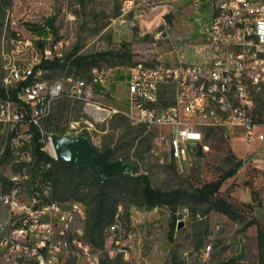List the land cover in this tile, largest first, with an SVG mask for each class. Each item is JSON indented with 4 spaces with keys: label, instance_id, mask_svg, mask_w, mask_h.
Here are the masks:
<instances>
[{
    "label": "rangeland",
    "instance_id": "374dc122",
    "mask_svg": "<svg viewBox=\"0 0 264 264\" xmlns=\"http://www.w3.org/2000/svg\"><path fill=\"white\" fill-rule=\"evenodd\" d=\"M28 7L24 0H0V82L8 76L12 64L17 66L39 58L44 48H50L54 54L60 52L67 60L85 55L94 57L81 66L66 63L64 67L46 70L42 76L44 80L59 81L64 85L67 76L88 80L93 67L108 74L125 73L144 56H148V61L155 60L153 56H161L166 63L170 55L164 36L167 33L188 36L186 29L192 23L193 15L201 13L207 5L185 0L175 2L172 7L159 6L150 10L149 6L135 5L127 10L122 9L120 0H45L37 20L41 22L46 17H53V27L49 26L50 31H43L40 37L31 34L33 32L23 25L29 18ZM159 32L161 34L157 35ZM18 39L21 41L17 43ZM25 39H30L32 47L23 44ZM59 40L62 47L55 49ZM99 53L102 56H98ZM253 92L252 114L255 121L262 124L264 82ZM92 100L101 99L95 95ZM117 100L120 99L115 97L119 102ZM171 102L172 89L162 87L159 107ZM49 120L51 124L47 127ZM56 122L58 130L48 131ZM41 125L47 132L85 136L99 151L113 149L110 159H121L127 164L126 171L122 172L125 178L132 176L127 185H122L124 178L115 177L100 185L88 168L78 170L63 166H59L53 179L46 176L42 183L45 170L55 168L56 164L35 161L28 168V179L16 188V195L25 204L37 205L48 199L64 205L70 201L81 202L84 216L77 226L83 230V239L97 252L99 264H184L186 258L195 259L193 254L207 242L211 244L209 264L260 263L257 235L261 232L264 239V170L256 167L249 155L242 153L246 148L244 139L231 142V131L203 128L201 143L188 144L183 158H174L165 147L156 156L151 149L155 145L153 137L157 129L133 122L121 112L95 109L68 96L54 103L52 112ZM11 136L13 133L8 127L0 123V150L2 145L9 144ZM42 145L52 156L48 145ZM13 158L8 148L0 151V186L3 190L12 189L7 175L17 170ZM236 159L243 160L242 165L223 181L213 197L203 198L198 188L221 176ZM140 175H145L155 189L163 192L178 190L179 194L171 204L160 203L146 208L137 195ZM102 195H105V209L112 214V220L117 214L123 227L134 232L127 259L119 254L108 257L111 241L105 231L107 225L103 226L100 235L89 228L90 216ZM216 196L231 203L236 210L234 218L210 209V200ZM17 216L18 212L0 205L1 223ZM247 222L251 224L244 227ZM240 251L242 256L238 259ZM1 255L0 264H7ZM60 259L66 264H86L73 246ZM17 261L31 264L22 259Z\"/></svg>",
    "mask_w": 264,
    "mask_h": 264
},
{
    "label": "built area",
    "instance_id": "2783aa9c",
    "mask_svg": "<svg viewBox=\"0 0 264 264\" xmlns=\"http://www.w3.org/2000/svg\"><path fill=\"white\" fill-rule=\"evenodd\" d=\"M24 1L29 5V18L23 22L38 23L49 32L50 27L44 20H37L45 0ZM120 1L122 9L146 5L154 10L185 0ZM193 1L208 4L207 13L195 19L196 38L167 33L164 37L170 55L168 61L163 62L161 56H153L155 60L148 61V56H144L129 67L125 79L128 111L123 114L133 122L158 130L151 149L154 155L161 154L165 147L178 160L184 157L188 144L201 143L203 128L238 132L247 142L264 141V132L258 131L264 123L256 122L252 114L253 91L264 82V0ZM23 44L32 47L30 39H25ZM61 47L59 40L54 48ZM61 56L60 52L54 54L50 48H44L41 57L17 66L12 64L8 76L0 82L4 94L0 97V123L13 133L9 144L2 145L0 151L8 148L17 167L7 175L12 189L3 190L0 186V204L19 213L12 220L0 222V252L7 264H19L17 259L31 264H66L60 256L72 246L86 264H99L97 252L83 239V230L77 226L84 216L81 202L70 201L64 205L49 199L30 205L16 195V188L28 179V168L35 162L31 127L39 131L40 142L48 145L50 132L41 124L59 98L68 96L83 101L86 106L105 109L92 97L95 85L104 86L111 76L106 71L93 67L88 80L67 76L64 85L44 80V70L34 68L41 59ZM164 86L172 89V102L159 107ZM12 89L13 97L10 96ZM105 231L111 241L108 257L119 254L127 259L134 232L123 227L117 214ZM210 252L211 244L207 242L193 254L195 259L186 258L184 264H209Z\"/></svg>",
    "mask_w": 264,
    "mask_h": 264
},
{
    "label": "trees",
    "instance_id": "16d2710c",
    "mask_svg": "<svg viewBox=\"0 0 264 264\" xmlns=\"http://www.w3.org/2000/svg\"><path fill=\"white\" fill-rule=\"evenodd\" d=\"M167 17H168V15H167ZM44 23L50 27H53V17L46 18L44 20ZM23 25H25L27 28H29L33 33L41 34L44 31L43 27L38 23L23 22ZM97 55L102 56V54H100V53ZM91 58H94V57L85 55V56H77V57H74L70 60H67V58H65L63 56L53 57L51 59H41L40 62L34 66V68L35 69L41 68L42 70H44V73H45L46 70H51V69H55L58 67H64V65L66 63H71L73 65L81 66L82 63L87 61V60L92 61ZM25 82H27V80L23 81V83H25ZM2 96H4V94H3V91L0 90V97H2ZM10 96L11 97L14 96V90L13 89L10 91ZM104 98H106L105 100L108 99L107 96H105ZM57 123L58 122H56V124H53V128H51V129L49 128L48 131H57L58 130V124ZM49 124H51L50 120L46 123V126L48 127ZM31 129L33 132L32 155L34 157V160L35 161H42V163H44V164H49L51 162L56 164L55 168L49 167L45 170V172L41 178L42 183L45 182L46 176H49V177H51V179H53V176L55 175V173H57V169H59V166L75 168L78 170L87 169V167H85V166H77L75 164L64 162L60 158L54 159L50 154H48L43 149H41L43 143H41L39 140L40 134H39V131L37 130V128L32 126ZM112 151H114V150L111 149V153H112ZM242 163H243V160L236 159L231 168L226 170L218 178H216L212 181H209L207 183H204L200 188H198L197 191L200 193V195L203 198L208 199L209 197H213L219 191L223 181L226 178L232 176L235 173V171L242 165ZM91 175L94 177L95 181L100 185L108 183L114 177L117 179L124 178V180L122 179V181H123L122 185H127L128 181L132 177V176H130L128 178H125L123 176L122 172H118L117 174H115L110 179L101 182L96 178V176L93 173H91ZM137 181H138L136 184L137 195L139 197L140 203L142 205H144L146 208H151L154 205H157L160 203L171 204L172 201L175 199L176 195L179 194L178 190L170 191V192H163L159 189L153 188L151 186L148 178L145 175H140L137 178ZM75 188L77 189V186ZM100 194H102V193H100ZM104 198H105V195L104 196L102 195L98 199L97 205L95 207V211L90 216L91 217L90 218L91 226L89 228H90L91 232H94L98 235H100L103 226L108 225L112 221V214L109 213L105 209ZM210 206H211L210 209L221 212V213L229 216L230 218H234L236 216L235 208L231 205L230 202H228L226 199H224L222 197H217V196L214 197L212 200H210ZM250 224H251V222H247V223H245L244 227H247ZM257 240H258V249L261 252L260 263H258V264H264V239H263V235L261 234V232H258ZM241 256H242V253L240 251L239 256H237L238 259H240ZM232 261L233 260H230V262H232ZM218 264H226V263H218Z\"/></svg>",
    "mask_w": 264,
    "mask_h": 264
},
{
    "label": "water",
    "instance_id": "95a60500",
    "mask_svg": "<svg viewBox=\"0 0 264 264\" xmlns=\"http://www.w3.org/2000/svg\"><path fill=\"white\" fill-rule=\"evenodd\" d=\"M50 143L54 156L64 162L87 167L99 181H105L118 172L126 171L121 159H110L111 149L99 151L85 136H71L51 132Z\"/></svg>",
    "mask_w": 264,
    "mask_h": 264
},
{
    "label": "crops",
    "instance_id": "0c3cea01",
    "mask_svg": "<svg viewBox=\"0 0 264 264\" xmlns=\"http://www.w3.org/2000/svg\"><path fill=\"white\" fill-rule=\"evenodd\" d=\"M200 4H205L207 5V7L201 13L193 15V19L191 21L192 23L189 24L188 29H186V33H188V35H192V37L194 38H196V35H197V23L195 19L197 18V16H201L203 15V13L205 14L208 11L207 3L204 2ZM196 5H199V4H196ZM31 34H34L36 36L42 35V33L41 34L31 33ZM127 73L128 72L112 73L104 86L101 87L99 84L95 85L93 97L96 95V98L99 97V99L101 100L103 99L102 101L99 100L95 102L101 104L105 109L107 108V110L109 111H111V109H115L121 113L127 112L128 105L125 101V96L127 94L126 86H125V79H126ZM120 91L124 92L125 94L122 95L121 94L122 92ZM105 96H107L108 98L107 100H105L104 98ZM115 97H118L120 99V100H117L119 102L115 101ZM262 128H264V126H259L258 131L264 132ZM229 138L231 142L237 141L239 139L240 140L244 139L243 136L239 134L238 132H231ZM245 142H246L245 143L246 148L245 150L242 151V153H244V155L246 154L249 155L253 161V164L256 167H259L260 169L264 170V141L254 140L252 142H247V141ZM0 254H2V252H0ZM1 257L2 258L4 257L3 254L1 255Z\"/></svg>",
    "mask_w": 264,
    "mask_h": 264
},
{
    "label": "bare ground",
    "instance_id": "6f19581e",
    "mask_svg": "<svg viewBox=\"0 0 264 264\" xmlns=\"http://www.w3.org/2000/svg\"><path fill=\"white\" fill-rule=\"evenodd\" d=\"M48 147H49V150L51 151V153L54 154V152H53V148H52V145H51L50 142L48 143Z\"/></svg>",
    "mask_w": 264,
    "mask_h": 264
}]
</instances>
